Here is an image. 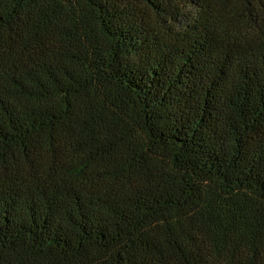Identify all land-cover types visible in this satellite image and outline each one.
<instances>
[{
  "label": "trees",
  "instance_id": "obj_1",
  "mask_svg": "<svg viewBox=\"0 0 264 264\" xmlns=\"http://www.w3.org/2000/svg\"><path fill=\"white\" fill-rule=\"evenodd\" d=\"M0 264H264V0H0Z\"/></svg>",
  "mask_w": 264,
  "mask_h": 264
}]
</instances>
